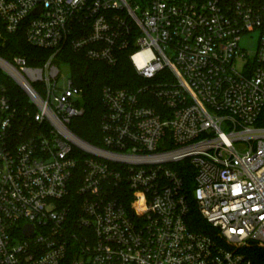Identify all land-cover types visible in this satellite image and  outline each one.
<instances>
[{
  "label": "built area",
  "instance_id": "built-area-1",
  "mask_svg": "<svg viewBox=\"0 0 264 264\" xmlns=\"http://www.w3.org/2000/svg\"><path fill=\"white\" fill-rule=\"evenodd\" d=\"M0 21L50 51L0 56L30 103L0 87V264H264V0H0ZM66 47L173 79L103 87L94 146L69 128L86 107L59 84Z\"/></svg>",
  "mask_w": 264,
  "mask_h": 264
},
{
  "label": "trees",
  "instance_id": "trees-1",
  "mask_svg": "<svg viewBox=\"0 0 264 264\" xmlns=\"http://www.w3.org/2000/svg\"><path fill=\"white\" fill-rule=\"evenodd\" d=\"M0 28L2 34L0 35V56L11 60L15 56L26 57L31 65L42 64L50 56V51L40 49L30 45L22 32L16 34H6L2 28L0 21ZM65 56L72 69V77L75 84L83 90L84 105L86 112L83 116L75 118L69 128L82 140L94 146L101 145V120L104 111L101 92L103 87L111 86L113 88H126L136 90L140 86L156 83L159 81L172 80V74L168 71L162 72L153 80L147 81L142 79L126 53H122L119 62L116 66H109L103 62H94L87 59L83 52H74L70 47H66ZM0 87L5 88L16 108L20 113H24L26 109H30V103L27 95L0 71ZM151 97L149 106L155 107L158 112L164 110V106L155 98ZM24 121V118L21 119ZM21 121V122H22ZM29 123L31 120H28ZM180 171L184 179V192L191 205V222L194 223V228L197 225L204 226V220L200 217L196 205L194 204L193 190L195 186L194 167L189 160L174 166ZM72 203V202H71ZM72 206H76L71 204ZM254 253V259L257 260L259 254H264L261 250Z\"/></svg>",
  "mask_w": 264,
  "mask_h": 264
},
{
  "label": "rangeland",
  "instance_id": "rangeland-1",
  "mask_svg": "<svg viewBox=\"0 0 264 264\" xmlns=\"http://www.w3.org/2000/svg\"><path fill=\"white\" fill-rule=\"evenodd\" d=\"M256 46H257V40L256 39L252 40L248 44H244L245 49L251 53L255 52ZM60 68H61L62 74H61L59 84L64 85L72 77V69H71V66L69 65V63H64V64L60 65Z\"/></svg>",
  "mask_w": 264,
  "mask_h": 264
},
{
  "label": "water",
  "instance_id": "water-1",
  "mask_svg": "<svg viewBox=\"0 0 264 264\" xmlns=\"http://www.w3.org/2000/svg\"><path fill=\"white\" fill-rule=\"evenodd\" d=\"M25 231H26V234H31L33 232V227L28 226L26 227Z\"/></svg>",
  "mask_w": 264,
  "mask_h": 264
}]
</instances>
